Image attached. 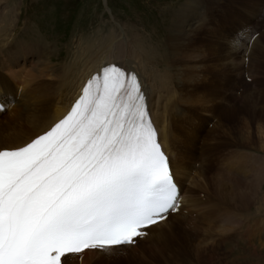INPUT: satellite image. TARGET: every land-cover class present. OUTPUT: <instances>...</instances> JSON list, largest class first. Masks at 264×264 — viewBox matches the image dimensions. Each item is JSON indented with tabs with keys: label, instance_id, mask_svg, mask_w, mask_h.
I'll list each match as a JSON object with an SVG mask.
<instances>
[{
	"label": "snow or ice",
	"instance_id": "6c2138e0",
	"mask_svg": "<svg viewBox=\"0 0 264 264\" xmlns=\"http://www.w3.org/2000/svg\"><path fill=\"white\" fill-rule=\"evenodd\" d=\"M135 73L104 66L68 114L0 150V264L134 245L177 210L169 160Z\"/></svg>",
	"mask_w": 264,
	"mask_h": 264
},
{
	"label": "bare ground",
	"instance_id": "6f19581e",
	"mask_svg": "<svg viewBox=\"0 0 264 264\" xmlns=\"http://www.w3.org/2000/svg\"><path fill=\"white\" fill-rule=\"evenodd\" d=\"M8 1L9 0H0V17L7 16ZM257 2L258 5L256 10L258 11V14H261V12H263L264 0H257ZM193 3H195L194 0H179L174 7L170 6L161 10L160 14L166 17L163 19L164 21L162 24V26L165 25V37L162 40L164 42H161V44L158 43L157 46L153 45L150 40H148V38L146 39V37H144V35H142L140 32H132L130 34V32L125 30L124 26L119 24L116 26L113 24L107 27L108 29L106 30H104L105 27L102 28L94 35H90V37L87 39L78 40L76 50L73 52L70 62L67 61L65 64H60L57 68H54L52 65L53 61L50 56H47L46 60L44 57L41 58L42 60L39 61L35 66L37 74L39 77H45V81H48V77L52 78V81L51 83L42 81V86L40 88L36 87L35 85H31L29 87L31 88L30 95L32 96L33 102L36 105L35 110L38 113L30 115L26 113L27 109L14 108V116L20 121L24 120L34 123H31L33 125L32 128L36 127V130L32 129L31 132L33 133L31 134V137L36 135L40 132V130H43L49 125V123L59 118L66 111V102H69L71 96L78 92L79 87L89 74L95 70H99L106 63L119 61L129 68L137 70L141 74L145 88L149 93L150 106L154 119L158 125L161 126L160 129L163 132V137L166 144L171 146V149L173 150L174 157L172 159V163L176 175L180 179L185 180L186 177L190 176L195 162L198 159V144L200 137L204 133V127L199 126L200 124L194 120L190 114L186 113L185 110H188L190 107H194L196 103H199L200 97H196L200 96L199 90L202 86L203 79L199 74V71L201 72V70L198 67V61L196 60L197 57L193 58L194 65H185L184 62L187 61V59H184L185 55L183 56V54L179 52V49L183 45L187 44L186 41L188 39H191L195 35L205 32H214L213 29L207 28L206 25H209L208 22H203L197 26L195 30H193L192 34H187L185 26L188 17L185 12L187 11L186 7L189 8V6H191ZM12 7L13 17L10 22V26L8 29L5 28L7 22L9 21L8 20L5 23L4 28L2 29L1 27L0 29V56L3 55L2 57L5 58L6 62H3V66L8 69L10 67L20 65V50L21 48L27 49L26 45H19L17 49L10 48L11 44L9 43L13 36H15V32L20 21V7ZM198 8H200V4L196 3V5L192 7V11H195ZM203 9L206 10L207 6L203 7ZM179 17H181V19L177 21V18ZM3 22L5 21L2 20L0 24ZM115 23L118 22L115 20ZM224 37H226V41L224 42H226L228 48L226 53L227 58L228 56L230 57V55H232L231 52L234 49H237L239 44L238 41L231 39L227 32ZM6 44L9 46L5 47ZM257 46H255V48ZM238 48L240 52L241 46ZM28 51L31 53L30 49ZM3 66L0 59V70L3 69ZM21 71L22 68H16L14 73L19 74ZM228 76H230V74H228ZM228 79L229 78H227V81ZM41 80L43 79L41 78ZM0 91L4 94L12 92L6 88H3L1 85ZM228 91V89L224 88L221 91L213 88V92L211 91L210 93V91H208V94L210 93L206 97L208 100L202 104V106L206 108L207 111L213 113V117L219 114V116H222V120L219 119L220 124L226 121L227 118H230L231 114L235 113L234 111H238V108L243 109L244 107L245 111L250 109V112L256 113L252 109L251 103L248 102L250 97H253V95L251 96L249 93H247L248 91L244 92L242 98L243 103L240 104V106H237V104H232L230 108L226 107V103L232 102L233 99L231 95H226V92ZM189 94L191 95L189 96ZM193 94L196 95V97H194ZM24 96L28 97V94L24 93ZM256 96L257 94L255 97ZM253 99L259 100V95L257 96V99ZM60 101H63L65 104L62 106L59 105ZM43 105H45V109H43ZM209 105L212 106L210 110H208L210 107ZM38 106L40 110H38ZM183 108H185V110ZM165 122L169 123L167 127V129H169V133L167 134L165 132V126L163 125ZM0 141L5 143V145L8 147H18L24 143L22 138L3 137L0 138ZM216 168L217 167L212 166L211 168L207 169L208 173L203 177L202 181L204 182V187L207 188L210 186L208 182L211 178L212 182L215 183L214 192L216 190L215 193L219 199H221V206L218 208V210L221 212L217 213L219 216H212V219L218 221V223L224 221L225 225H229L230 219L228 217L231 218L237 216L235 212L230 209L233 203H236V198L234 200V194L238 195V201L240 198L242 204L245 202V204H249V197L247 194H242L241 191L239 192L240 189H238V184L234 182L233 179L235 177L232 173L226 172L224 170L221 172L219 170L218 175L216 176V173L214 174ZM249 173L250 171L246 172L245 175ZM193 189L194 188L191 190L192 194H194ZM188 197L189 200L187 202V207L188 209H194V207L197 206L195 203L196 199L193 198L191 194L188 195ZM229 211H231V213ZM192 216L193 215H190V217L184 215H181L180 217L177 216L179 218H175L177 219L175 222L176 224H172V227H170V219L174 218L175 216L169 218V221L166 224H157L152 227L151 231L153 232V236L150 242H152L154 246L148 247V252L159 251L163 249L167 243H170L167 235L171 234V238L172 236H175V239L178 238L182 232L184 233L186 231L184 224L188 226L189 229L207 230L204 229V227L198 228L195 221L192 220ZM168 227H170L169 232L166 230ZM210 227L213 228L212 224H210L208 229ZM218 227L220 226L218 225ZM251 228H253V226ZM211 230L212 229H209V231H206L205 234H199V240L196 238L191 240V242L194 240V248L198 249L196 254L200 259V255H203V251L208 252L207 249H209L208 246L210 243H207L212 238ZM180 231L182 232L179 234ZM214 231L216 233L217 230L214 229ZM197 232L200 233V231ZM203 245L205 246L204 249L201 248ZM124 261V257L121 258L116 251H112L88 255L85 257L82 264H122ZM64 264L78 263L75 258H68L65 260Z\"/></svg>",
	"mask_w": 264,
	"mask_h": 264
},
{
	"label": "rangeland",
	"instance_id": "374dc122",
	"mask_svg": "<svg viewBox=\"0 0 264 264\" xmlns=\"http://www.w3.org/2000/svg\"><path fill=\"white\" fill-rule=\"evenodd\" d=\"M178 1L179 0H9L7 4V16L0 17V23L2 20L5 21L0 24V29L1 27L2 29L4 28L5 23L8 20L9 21L7 22L5 28L8 29V27L10 26V22L13 17L12 6H15L17 8L20 7V21L19 26L17 27V30L15 32V36L17 37L18 33L19 35H24L29 27L32 33H54V37H56L58 41L60 40L61 58L64 57L61 60L59 59L60 61L56 63L57 65H60L65 64V62L67 61L70 62V59L73 56V52L76 50L78 40L87 39L90 37V35H94L104 27V30H106L110 25H116L115 20L118 22V24L124 26L125 30L130 32V34L132 32H140L142 35H144V37H146V39L148 38V40H150L153 45L157 46L158 43L161 44V42H164L162 40L165 37V25L162 26V24L164 21L163 19L166 18L165 16L160 14L161 10L170 6L174 7L178 3ZM194 1L195 3L189 6V8L186 7L187 11L185 12V14L187 15L188 19L186 21L185 29L187 34H192L193 30H195V28L203 22H208L209 25H206L207 28H211L214 30L213 33L205 32L199 35H195L191 39H188L186 41L187 44L183 45L179 49V52L182 53L183 56L185 55L184 59H187V61L184 62L185 65H194L193 58L197 57L196 60L198 61V67L201 70V72L199 71V74L202 76L203 83L199 90L200 96L196 97V95L193 94L196 98L200 97L199 103H196L195 105L198 107L196 109L202 111L208 117L207 120H210V118L213 117V113H210V111H207L206 108L202 106V104H204V102L208 100L206 99L207 95H209L211 91L213 92V88L220 91L223 88L232 91V93L230 94L229 91L226 92V95H231L234 99H232V104H237V106H240V104L243 103L242 98L244 92L248 91L247 93H249L251 96L253 95V97H250V100L253 98L257 99V96L259 95V100L253 99L251 100L252 102L248 100V102L251 103L252 109L256 113L250 112V109H247L245 111L244 107L243 109L238 108V111H234L235 113L231 114L230 118H227L226 121L221 123V128L227 134H232L236 137V139L246 142L247 145H251L257 149L264 150V96H261L262 92V94H264V32L260 35L262 44L260 43V41H258L256 46H259H257L253 50V53L255 52L256 55L254 71L256 70L255 73L262 77V82L258 81L255 87L258 88L259 85V88H261V90H259L258 88V92L255 93L256 91L254 92L251 89V86L248 85L244 89L245 91L241 93L242 95L240 96V98H236V80L238 79L241 83H243L244 80L242 61L240 59V52L238 48L240 47L239 41L241 38V33L237 39L236 35L232 32L221 30L217 27L215 28L213 26L214 24L210 22L209 19L208 21L203 14L202 8L206 7L204 5L206 4L205 0ZM248 1L250 2V5L246 7V10L251 13V16L250 18L242 16V20L239 25L246 28L252 24L254 19L263 14V12H261V14H258V11L256 10L258 5L257 0ZM196 3L200 4V8L192 11V7H194ZM179 19H181V17L177 18V21ZM244 31L245 29L242 31V33ZM226 32L230 35L231 39L238 41L239 44L237 49H234L231 52L232 55H230V57H227L228 59L226 58L228 48L226 42H224L226 41V37H224V35H226ZM201 73H203V75ZM209 73H211L212 75H209ZM228 74H230V76H228ZM227 78H229L228 81ZM208 91H210L209 94ZM256 94L257 96L255 97ZM209 106L210 107L208 110H210L212 107L211 105ZM226 107L230 108L231 106L226 105ZM14 115L15 112L12 111L11 114L0 116V138H20L21 134L28 129V131H32V129H34L32 128V124L34 123L31 122V124L30 122L24 120L20 121ZM221 117L222 116H220V119ZM219 170L223 172L224 169L221 170L217 167L216 171H214V174L216 173V176L218 175ZM248 171H250V173L244 175L243 177L233 174L237 179L236 180L234 178L233 180L238 184V189H240L239 192L241 191L242 194H247V196L249 197V204H245L246 202L242 204L240 198L238 201V195L234 194V200L236 198V203H233V205L231 204L232 206L230 205V209L234 211V208H236L237 210L234 211L236 215H238V211L244 213L251 211L253 212L252 218H258L261 220L264 215H260L258 214V212H262L264 210V181H260L261 177L259 178L258 176L253 175L254 172L251 169H248ZM208 184H210V186L207 188L210 191L214 192L215 183L212 182L211 178L209 179ZM201 185V187H204L203 181ZM229 212L231 213V211ZM183 215L190 217V215ZM180 216L181 215H179V217ZM179 217L175 216L174 218L170 219V227H172L176 222L177 219L175 218ZM191 218L195 221L198 228L204 227V229L207 230L189 229V227L184 224L186 231L184 233L180 231L179 234L181 232L182 234L179 235L178 238L175 239V236H172L171 238V234L167 235L170 243H167L163 249L159 250L161 255H158L156 253L157 251L148 252V247L144 248L145 255L160 264H181L183 261L187 264H264V248L261 252V255H252V253L248 254L239 250H234L231 247L232 245H227V247L225 248L221 247L218 242H215L213 240L214 234L217 235L219 233H224L222 230L225 229H227L225 230L226 232L230 230V224L225 225L224 221L221 223H218L217 221V223L212 224L213 228H209L212 229V238L207 243H210V245L208 246L209 249H207L208 252L203 251V255H200L201 259L198 258L196 254V252H198V249L194 248V240L192 242L191 240L195 238L199 240L201 234H205L206 231H209L208 227L210 226V224H205L201 220L197 219L194 215ZM218 225L220 227H218ZM249 226L252 227L250 223ZM170 227L166 229L168 232L170 231ZM214 229L217 230L216 233ZM252 230L255 232V234L261 232L259 229H257V227H253ZM197 231H200V233H198ZM201 248L204 249L205 246L203 245L201 246ZM120 257L123 258L124 256L120 255ZM122 264L138 263L135 258H125V261Z\"/></svg>",
	"mask_w": 264,
	"mask_h": 264
}]
</instances>
